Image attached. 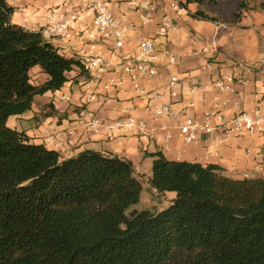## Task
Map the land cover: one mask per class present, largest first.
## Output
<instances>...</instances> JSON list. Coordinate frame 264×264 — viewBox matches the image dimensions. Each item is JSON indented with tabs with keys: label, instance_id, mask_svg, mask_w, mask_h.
<instances>
[{
	"label": "trees",
	"instance_id": "obj_1",
	"mask_svg": "<svg viewBox=\"0 0 264 264\" xmlns=\"http://www.w3.org/2000/svg\"><path fill=\"white\" fill-rule=\"evenodd\" d=\"M239 19L251 0H236ZM186 0L197 20L217 21ZM257 11H264V0ZM0 0V264H264V177L234 179L216 164L153 159L149 186L176 197L133 210L143 186L132 161L84 150L65 158L7 125L36 96L60 90L77 68L42 32L13 23ZM39 67L48 79L31 83Z\"/></svg>",
	"mask_w": 264,
	"mask_h": 264
},
{
	"label": "crops",
	"instance_id": "obj_2",
	"mask_svg": "<svg viewBox=\"0 0 264 264\" xmlns=\"http://www.w3.org/2000/svg\"><path fill=\"white\" fill-rule=\"evenodd\" d=\"M7 1L15 9L13 23L34 32H39L38 28L47 22L49 8L65 6L64 9L71 12L78 5L72 0ZM100 1L109 3L125 33L123 47L115 48L114 41L110 40L97 48L109 63V72L101 78L91 79L88 73L82 74L77 68L68 74V82L60 90L36 96L30 111L10 117L8 127L23 132L31 143L44 145L65 158L84 150L116 154L132 161L136 176L148 181L153 159L147 154L157 151L173 161L219 165L225 169L226 176L234 179L264 177L262 168L256 173L264 154V133L222 142L202 136L197 143L186 145L179 132V126L187 117L207 110H219L230 119L237 111L254 113L264 108V11L244 12L236 19V4L231 15L225 17L220 11L219 0L217 6L201 7L217 19L204 21L190 15L199 9L197 4L187 8L180 6L178 11L169 10L172 2L185 3L186 0ZM148 4L157 5V11L150 12ZM166 14L173 17L176 29L168 37H160L158 26ZM146 17L151 19L149 24L144 23ZM92 20V13H85L65 36L44 37L64 56L78 57L84 47L82 30ZM143 39L154 40L157 75L137 81L126 78L118 89L106 91V81L119 76L121 64L136 52ZM165 52L174 55L176 63L171 64L163 56ZM174 76L180 80L177 87L179 100L172 104L176 118L157 116L153 109L171 102L167 85ZM223 77L232 79L234 93L219 95L212 86ZM47 79L39 67L31 71L33 85L43 84ZM206 86L210 88L206 89ZM157 92L163 93L165 99L150 102L148 95ZM87 94L94 95L95 100L87 101ZM191 103L193 108H189ZM84 110L88 116H82ZM90 115H97L106 123L131 116L144 119L149 128L146 131L139 128L110 131L103 126L94 132L87 128ZM168 134L172 135L169 141L166 140ZM57 143H62L63 148L59 150ZM162 195L168 202L176 197L174 192Z\"/></svg>",
	"mask_w": 264,
	"mask_h": 264
},
{
	"label": "built area",
	"instance_id": "obj_3",
	"mask_svg": "<svg viewBox=\"0 0 264 264\" xmlns=\"http://www.w3.org/2000/svg\"><path fill=\"white\" fill-rule=\"evenodd\" d=\"M77 1L78 5L72 8L71 12L64 9L65 6H58L56 8H49L47 10V22L41 25L38 30L43 35L47 36H65L68 30L75 25L85 13H92L93 20L91 24L82 30V39L84 47L81 49L79 58L84 65V69L90 75L91 79L101 78L110 70L109 63L105 60L102 53L97 50L98 47L108 43L110 40L114 41L115 48L124 46V30L122 22L113 14L109 8V3L100 0H72ZM147 9L150 12H156L158 7L155 4H148ZM180 4L176 1L169 5L171 12L178 11ZM151 22L150 17L144 19L145 24ZM176 29L173 17L166 14L162 22L158 26V35L160 37H168L172 31ZM204 52H208L204 49ZM171 64L176 63V57L167 52L163 53ZM156 50L153 39H143L138 43L136 52L126 58L121 64L120 74L116 78H110L106 81L104 89L106 91L118 89L126 78L137 81L144 77H155L157 69L155 67ZM180 80L177 76L170 79L167 90L171 99L169 104L156 106L153 112L157 116H165L176 118V114L172 110V104L179 100V93L177 87ZM214 88L217 93L229 94L234 93L235 88L230 77H223L221 80L214 83ZM210 88L209 86L205 87ZM150 102L159 99H165V95L161 92L148 95ZM219 96L215 99L218 101ZM87 101H94L95 96L92 94L86 95ZM191 103L189 108H193ZM82 116L89 114L84 110ZM87 122V128L90 131L97 132L101 127L105 126L108 130L123 129L133 131L139 128L146 131L149 124L144 119H136L134 117H127L125 119H118L114 122H103L97 115H90ZM180 137L186 145L195 144L202 136H210L217 142L228 140L233 137H242L246 135H258L264 133V108L257 109L254 113L245 110L237 111L235 115L226 119L224 114L219 110H207L200 115L189 116L184 123L179 126ZM172 138L168 134L166 140ZM57 148H63L62 143H57ZM264 171V154L256 173Z\"/></svg>",
	"mask_w": 264,
	"mask_h": 264
},
{
	"label": "rangeland",
	"instance_id": "obj_4",
	"mask_svg": "<svg viewBox=\"0 0 264 264\" xmlns=\"http://www.w3.org/2000/svg\"><path fill=\"white\" fill-rule=\"evenodd\" d=\"M263 0H251L250 1V8L252 11H257L259 8V3ZM236 0H221V7L220 11L228 17L231 15V9L236 6ZM141 181L143 186V191L141 193L140 201L138 204L133 206L128 213L133 210H152V211H159L163 208H167L171 202H168L162 194H158L156 191L150 188L149 182L144 177H138Z\"/></svg>",
	"mask_w": 264,
	"mask_h": 264
}]
</instances>
